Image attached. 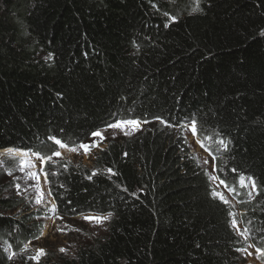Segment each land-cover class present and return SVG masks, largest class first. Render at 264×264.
Here are the masks:
<instances>
[{
	"label": "trees",
	"instance_id": "1",
	"mask_svg": "<svg viewBox=\"0 0 264 264\" xmlns=\"http://www.w3.org/2000/svg\"><path fill=\"white\" fill-rule=\"evenodd\" d=\"M193 4L0 0V150L39 152L49 137L78 146L116 120L155 125L111 139L94 172L60 171L57 214L112 218L74 257L39 264H243L235 211L181 133L190 120L228 142L229 184L255 179L259 204L242 205L240 223L264 249V0H197L191 13ZM31 224L0 212V264L3 244L36 237Z\"/></svg>",
	"mask_w": 264,
	"mask_h": 264
},
{
	"label": "rangeland",
	"instance_id": "2",
	"mask_svg": "<svg viewBox=\"0 0 264 264\" xmlns=\"http://www.w3.org/2000/svg\"><path fill=\"white\" fill-rule=\"evenodd\" d=\"M193 1L191 13H195L199 9L196 4L197 0ZM154 127L155 125L140 122L139 129L134 128L132 125H127L123 129H101L99 131L103 133L104 137L102 141L92 136L84 142V144H90L93 140H96L99 144L98 147H93L87 153L79 145L71 146L76 148V151L72 152L67 149H60L56 144L39 152H27V156L20 151L9 153L6 149L0 150V198L9 199L12 205L11 210H1L0 212L17 219H31V227L37 229L35 232L36 237L29 242L21 243L17 247L7 243L3 244V251L7 255L8 263L36 264L35 260L28 259V257L37 255L39 249H44L47 253L41 257L39 263L48 257H74L80 247L90 245L103 237L108 231L112 216L105 220L103 224H99L86 220L85 217H106L108 214L85 213L74 217H66L57 214L56 211L53 212L55 200L52 185L57 180L60 171L72 165L87 167L94 172V160L98 152L105 148L111 139L134 136ZM180 130L189 145L190 153L199 166L209 175L217 194L222 193L235 211L234 227L245 249H247L246 252H243V264H264V256L254 248L249 238V225L240 223V215L243 213L242 205L253 204L254 207V205L259 204L256 190L253 191L251 185L248 188L240 187L239 177L235 178L233 184H229L227 181L229 186L235 189L234 192L228 191L223 184H220L219 179H212L213 176L222 177L218 171L219 169L222 173H227L222 169L225 150L217 143L219 139L214 135L201 137L200 129H197V133L194 135L191 132V125H187ZM208 137L212 139L209 140ZM201 142L203 146H201ZM71 147L69 146V148ZM57 150L61 152V156H52V153ZM48 156H52V159L43 163L40 157L46 158ZM213 157H215V169L212 166ZM23 160H28L32 166L21 170V161ZM45 172L48 173L47 179L44 176ZM33 174L36 178H33ZM229 179H232V174H229ZM17 184L20 185L19 190L16 188ZM41 191L44 194L43 202L37 204V194ZM249 191H253L251 197L248 195ZM236 226H238V230ZM37 237L39 238L37 239ZM260 246L262 247L261 244ZM60 249L66 251L62 252ZM13 253L16 255L13 256ZM248 253H251V255H248Z\"/></svg>",
	"mask_w": 264,
	"mask_h": 264
},
{
	"label": "snow or ice",
	"instance_id": "3",
	"mask_svg": "<svg viewBox=\"0 0 264 264\" xmlns=\"http://www.w3.org/2000/svg\"><path fill=\"white\" fill-rule=\"evenodd\" d=\"M172 19H175V17H172ZM189 124L191 125V132L195 135L197 133V127H196V121L195 120H190L189 121ZM127 125H132L134 128H137L139 129V126H140V121L139 120H136V119H129L127 121L125 120H116L115 122L113 123H110L108 124L106 127L108 128H113V129H123L125 128ZM93 137H96V138H99L100 141H102L104 139L103 137V133L101 131H96V132H93L91 134ZM49 139L53 140L54 143L60 148V149H67L69 151H72V152H75L76 151V148L75 147H71L69 148V145L64 143L61 139H58L56 137H49ZM209 140H211L212 138L211 137H208ZM217 143L222 146V148L227 151L228 150V142H226L223 138L219 139L217 141ZM99 144L96 140H93L92 143L90 144H84V143H81L79 145V147L81 149H83L85 151V153L89 152L93 147H98ZM201 146H203L202 142H201ZM14 149H8V152L9 153H13ZM23 155L27 156L28 153L27 152H24ZM127 155V154H125ZM52 156H61V152L60 151H55L52 153ZM52 156H48V157H40L41 161L43 163H46L47 161H50L52 159ZM213 159V168L215 169V164H214V160H215V157L212 158ZM32 165L30 164V162L28 160H23L21 161V170H23L24 168L26 167H31ZM237 170L236 169H231V172L235 173ZM108 172L109 173H112V169H108ZM11 174V173H9ZM95 174V173H94ZM44 176H45V179H47L48 177V173L45 172L44 173ZM33 178H36L35 177V174H33ZM212 179H219V182L220 184H223L224 187L226 189H228V191L230 192H234L235 189L230 187L229 184L227 183L228 179H229V174L228 173H223L222 177H217V176H213L211 177ZM89 179H91V177H89ZM239 185L240 187H243V188H248L249 185H251V188L253 191L256 190V182H255V179L254 178H248V177H245L243 174L240 175L239 177ZM16 188L19 190L20 188V185L17 184L16 185ZM253 191H249L248 192V195L251 197L253 195ZM43 192H39L37 194V199H36V203L37 204H41L43 202ZM214 196H217V194H214ZM218 198L220 200H222L224 203H228V200L227 198L221 193V194H218ZM53 212L56 211L55 207H53L52 209ZM111 216V213H108V216L106 217H85L86 220H89V221H92V222H95V223H99V224H103L105 220H107L109 217ZM237 227V230H238V226ZM78 230V229H77ZM241 235H243V233H241ZM39 237H37L38 239ZM60 251H66L65 249H60ZM237 251H247V249H237ZM257 251L262 255L264 256V249H257ZM47 253L45 252L44 249H39L38 250V253L37 255L35 256H29L28 259H31V260H35L36 261V264H39V261L41 259L42 256L46 255ZM13 256H15L16 254L13 253L12 254ZM248 255H251V253H248ZM11 258V257H10Z\"/></svg>",
	"mask_w": 264,
	"mask_h": 264
}]
</instances>
